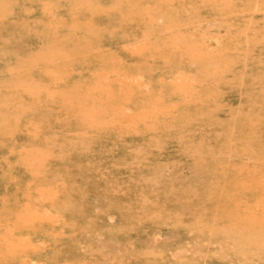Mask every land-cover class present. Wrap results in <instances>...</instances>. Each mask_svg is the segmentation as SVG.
<instances>
[{
    "label": "rangeland",
    "instance_id": "obj_1",
    "mask_svg": "<svg viewBox=\"0 0 264 264\" xmlns=\"http://www.w3.org/2000/svg\"><path fill=\"white\" fill-rule=\"evenodd\" d=\"M0 264H264V0H0Z\"/></svg>",
    "mask_w": 264,
    "mask_h": 264
}]
</instances>
